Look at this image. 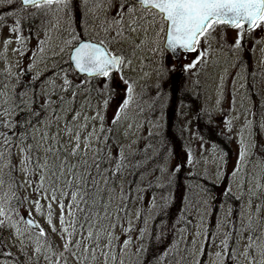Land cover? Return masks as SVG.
<instances>
[{"label": "snow or ice", "instance_id": "obj_1", "mask_svg": "<svg viewBox=\"0 0 264 264\" xmlns=\"http://www.w3.org/2000/svg\"><path fill=\"white\" fill-rule=\"evenodd\" d=\"M71 2L0 0V5L7 6L0 9V28L7 27L10 33L3 40L4 48L13 43V36L21 46L25 42L19 20L12 26L5 24L15 11L34 8L46 13L55 8L59 12L69 8ZM102 2L112 7L111 0ZM130 2L132 6H128L129 0H124L116 5L114 13L99 20V30L94 31L93 37L83 41L70 32L64 47L59 48L61 53L65 48L72 49L69 60L79 73L104 77L103 88L108 87L114 71L120 74L126 86L125 97L109 122L113 126L122 125L133 101L135 81L125 77L123 70L133 68L137 50L146 46L141 36L146 37L149 24L159 25L157 35L164 33L166 46L172 53L178 50L197 53L185 70L196 67L203 59L206 52L199 47L202 41L215 39L213 33L218 27L237 30L233 45L236 48L240 47L244 34L264 29V0ZM13 51L24 54L21 48ZM44 51L40 48L41 53ZM73 87L78 89L80 84L74 86L65 76L61 90L68 95L58 97L59 104L52 109L51 119L41 118L34 112L37 121H27L28 127L23 132H11L14 125L8 119L9 109L0 112V116L5 117L0 120V126L9 129V132L0 131V264H142V254L147 251L143 239L148 229L134 228L133 216L144 225L147 221L143 212H132L134 182L127 191L118 183L130 164L134 168L141 167L139 161L131 163L129 159L135 141L125 144L118 139L116 127L104 126L101 110L87 115L90 101L77 108L75 102L80 94L73 91ZM2 95L4 93H0ZM108 104L109 101L104 100L102 109ZM37 124L41 127H36ZM251 125L252 121H248L246 127L251 128ZM134 126L129 123L125 127L124 138H128ZM259 127L264 128V124ZM251 135L249 133L248 141L241 136L237 165L232 171L234 178L244 171L240 187L249 197L244 206L248 210L237 214L238 223L233 221L231 227L224 220L217 225L213 218L211 228L216 230L212 231L205 227L207 200H190L189 208L184 209L180 217L184 226L178 232L175 225L172 226L178 239L163 248L156 257V264H264V156L256 161L253 149H259L251 142ZM173 171H179V166ZM18 173L23 175L22 181ZM21 188L31 195H17ZM226 194H231L230 188L226 189ZM21 209L27 215H22ZM34 213L44 219L47 227L34 218ZM230 215L231 210L225 212V218ZM225 228L227 230L221 231ZM5 232L11 242H6ZM133 232L137 233L135 238ZM162 235L155 239H161Z\"/></svg>", "mask_w": 264, "mask_h": 264}, {"label": "rangeland", "instance_id": "obj_2", "mask_svg": "<svg viewBox=\"0 0 264 264\" xmlns=\"http://www.w3.org/2000/svg\"><path fill=\"white\" fill-rule=\"evenodd\" d=\"M123 2L111 0L109 8L102 0L87 3L72 0L69 8L59 12L55 8L46 13L28 8L8 17L7 26L20 21V34L25 42L21 46L13 36V43L5 49L3 40L10 33L7 27L0 28V93H4L0 96V112L9 109L8 119L14 125L11 132H23L28 127L27 121H37L34 112L41 118L51 119L52 109L59 104L58 97L68 95L61 90L65 76L74 86L80 84L78 89H72L80 94L75 106L79 108L90 101L87 115L101 110L104 126L116 127L118 139L125 144L135 141L129 159L131 163L139 161L141 167L134 168L130 164L118 183L127 191L134 182L132 212H143L147 225L133 216V227L148 229L143 239L147 251L142 254V264H156V257L163 250L159 242L167 246L178 239L172 226L175 225L177 232L184 226L180 217L182 211L189 208L190 200H207L205 227L212 231L216 230L211 228L213 218L217 225L224 220L231 227L237 214L248 210L244 206L249 197L240 187L244 171L238 178L232 176V171L237 165L241 136L248 141L249 133L252 134L251 142L259 149H253L257 162L264 156V128L259 127L264 124V29L244 34L240 47L236 48L233 45L237 30L218 27L213 33L215 39L202 41L199 50L206 55L196 67L185 70V66L196 59V52L182 54L184 72L181 73L163 48L164 33L157 35L159 25L149 24L146 37L141 36L146 46L137 50L133 68L123 70L125 77L135 81L133 101L122 125L113 126L109 122L125 97L126 86L120 74H112L108 87L103 88L104 77L77 75L69 63L72 49L65 48L61 53L59 48L64 47L70 32L82 40L93 37L94 31L99 30V20L110 16L116 11V5ZM128 6H132L130 1ZM6 7L0 5V9ZM15 7L20 6L17 3ZM14 48H21L24 54L13 51ZM40 48L45 51L41 53ZM104 100L109 101L106 109H102ZM3 119L5 117L0 116V120ZM248 121H252L251 128L246 127ZM129 123L135 126L128 138H124L122 134ZM0 131L9 132V129L0 126ZM177 166L179 171L174 172ZM17 175L22 181L23 175ZM229 188L230 195L226 194ZM17 195L23 197L31 193L21 188ZM228 210L231 215L225 218ZM21 214L27 215L23 209ZM34 218L47 227L41 216L34 213ZM225 230L227 228L221 229ZM161 234V239H153V235ZM3 235L6 242H11L7 232ZM136 235L132 233L134 238ZM12 251L15 253L16 249Z\"/></svg>", "mask_w": 264, "mask_h": 264}, {"label": "water", "instance_id": "obj_3", "mask_svg": "<svg viewBox=\"0 0 264 264\" xmlns=\"http://www.w3.org/2000/svg\"><path fill=\"white\" fill-rule=\"evenodd\" d=\"M164 47L167 49V50H169L170 51V53H171V55H172V57L175 59V60H177V62H178V66H180V52H181V50H178L177 51V53H172L171 52V50L170 49H168L167 48V46H166V39H165V42H164ZM177 57H179V58H177ZM71 62V61H70ZM71 64H72V62H71ZM73 66V65H72ZM73 68H74V66H73ZM74 70H75V68H74ZM76 71V70H75ZM79 75H86V74H83V73H79L78 71H76ZM115 72V71H114Z\"/></svg>", "mask_w": 264, "mask_h": 264}, {"label": "trees", "instance_id": "obj_4", "mask_svg": "<svg viewBox=\"0 0 264 264\" xmlns=\"http://www.w3.org/2000/svg\"><path fill=\"white\" fill-rule=\"evenodd\" d=\"M169 182H171V180ZM155 237H156V235L155 236L153 235V239H155ZM159 243H160V245H162V248H164L166 243H163V241H161ZM148 249H150V247Z\"/></svg>", "mask_w": 264, "mask_h": 264}]
</instances>
